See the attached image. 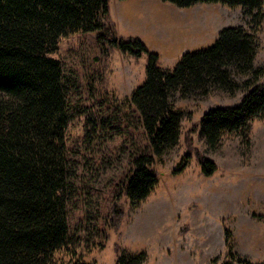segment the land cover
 <instances>
[{"label":"rangeland","instance_id":"rangeland-1","mask_svg":"<svg viewBox=\"0 0 264 264\" xmlns=\"http://www.w3.org/2000/svg\"><path fill=\"white\" fill-rule=\"evenodd\" d=\"M246 23L241 8L221 4L178 8L160 0H109L103 34L108 40L139 39L159 57L158 67L171 71L182 54L212 45L223 28H246ZM97 35L61 39L49 54L60 61L69 88L66 145L76 174L68 245L55 253V261L116 264L121 254L144 252V264H237L228 257V231L233 253L264 263V118L250 123L245 139L224 135L218 148L209 151L199 136L202 116L237 106L244 92L175 97L173 107L184 115L178 144L155 158L158 183L134 207L123 185L131 159L150 151L126 101L145 79L146 57L124 55L107 44L105 56ZM258 41L254 68L264 69V22ZM235 79L241 84L251 77ZM258 81H264V74ZM196 154L214 162L212 176L201 174ZM186 155L188 166L173 174Z\"/></svg>","mask_w":264,"mask_h":264},{"label":"trees","instance_id":"trees-1","mask_svg":"<svg viewBox=\"0 0 264 264\" xmlns=\"http://www.w3.org/2000/svg\"><path fill=\"white\" fill-rule=\"evenodd\" d=\"M178 8L221 4L241 8L247 26L220 30L208 47L182 54L171 71L158 67V56L137 38L107 39L104 20L109 0H0V264H58L54 255L68 245V209L75 170L66 145L70 96L60 61L49 54L61 39L97 33L105 56L115 48L134 58L146 57L145 79L127 99L137 115L147 151L130 162L123 193L134 207L158 183L153 169L179 141L183 113L175 97H205L214 90L244 95L237 106L208 110L199 136L209 151L224 135L244 139L250 123L264 118L263 68H254L258 33L264 22V0H160ZM250 75L239 84L235 76ZM189 155L173 174L181 173ZM203 176L216 171L211 160L196 154ZM228 257L252 263L232 252L225 231ZM146 254H121L116 264H144ZM68 264H89L80 260Z\"/></svg>","mask_w":264,"mask_h":264}]
</instances>
